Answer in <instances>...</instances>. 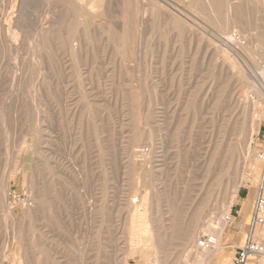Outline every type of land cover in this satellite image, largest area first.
<instances>
[{
	"label": "rangeland",
	"instance_id": "374dc122",
	"mask_svg": "<svg viewBox=\"0 0 264 264\" xmlns=\"http://www.w3.org/2000/svg\"><path fill=\"white\" fill-rule=\"evenodd\" d=\"M109 1L105 0L108 6L105 9L94 6L98 9L96 11L88 4L87 7L83 4L84 7H79L75 0H69L70 3L68 0H59V3L58 0H44L43 3L42 0H0V28H5L4 33L0 31V264H156L157 251L148 241L149 234L144 232V235H139L131 229L134 208L139 205L140 212L145 213L147 209L149 211V204H144L142 197H150L153 190L155 193L158 191L160 203L162 202L161 209L164 211L159 209L161 218L158 216L160 222L162 219V226L170 224L176 217L172 222L175 229L170 231L171 235L167 239L169 242L166 244L169 264H194L195 252L192 253L190 248L184 246L187 236L185 233L193 225L201 226L205 231L209 227L213 230L218 227L215 216L226 200L225 196L231 192L233 181H236L234 173L237 154L234 150L233 155L229 153L231 156L225 158L226 146L228 147L230 140L236 146L237 139L241 137L240 132L242 134L245 129H251L255 125L257 119H253L252 114L254 103L259 100L256 112L260 115V129L251 133L245 178L237 201L230 206V210L235 211L234 224H227L222 236L223 248L210 263L230 264L238 247L247 238L250 222L248 206L254 201V188L258 182L250 169L258 166L255 157L256 143L258 139L264 140V94H256L248 88L245 81L234 74L236 70H231L230 64L228 66L224 61L222 47L245 68H252L251 61L256 56L264 64V59L259 56L264 39V0H215L216 7H213L212 12L204 2L199 4L202 0H159L162 4L160 6L166 7L162 10L164 17L161 9L157 11L158 8L154 9L155 12L150 8L146 13L145 9L141 10L146 0H137L138 5L134 2L131 5L134 10L127 5L126 0ZM66 2L70 7L66 6ZM89 11H94V18L97 16L98 21H91L89 14L87 16ZM124 11L129 13L128 17ZM172 11L176 15L179 13L181 21H184L176 20V23L167 18ZM221 12L222 16L227 17L225 20L221 19L224 18L221 17ZM138 13L140 18L137 17ZM21 16L23 19H20ZM47 16L50 19H45ZM63 16L69 19L66 20ZM80 17L83 20L80 21ZM84 20L85 25L82 24ZM226 20L228 31L227 26L220 23L224 21L226 25ZM97 22L100 23L97 26L99 29L95 26ZM49 24H55V28L49 26L53 28L50 29L47 26ZM187 24H191L190 27L193 26L196 30L193 31L194 28H189ZM39 28L48 33L45 38L42 35L44 31L38 30ZM199 32L207 34L200 36ZM1 33L7 40L6 37L2 38ZM38 33L41 35H37ZM14 35L13 41L11 37ZM67 35L70 37L66 38ZM235 35L240 36L241 45L237 46V43H233L235 40L230 39L231 36L234 39ZM206 36L212 42L206 41ZM46 38L50 39L49 42ZM58 40L59 43L56 42ZM76 40L79 41L78 45ZM39 42L41 44L38 47ZM43 43L47 45L43 47ZM75 48H83V52H76ZM118 48L122 50L119 51ZM197 48H200V54ZM41 78L42 81L45 78V81L42 82ZM134 93L143 95H139L142 102L140 101L138 108L134 103ZM138 111H143V115L145 113V127L143 124L141 127L138 125ZM152 125L153 128L150 127ZM39 127L41 129L38 133ZM43 128L48 129L42 131ZM150 130L154 131L155 138L162 137V141L161 138L159 140L162 146L158 144L159 154L154 166L149 164L148 157ZM142 133L145 135L142 136ZM138 134L141 139L137 137ZM142 145L147 150V156H135L133 151L139 147L141 149ZM154 169L156 172H153ZM151 172L155 176L152 177ZM150 179H154L152 185ZM154 182H157V187ZM4 196L5 205L2 203ZM208 200L212 202L209 201L210 205ZM216 201L218 204L221 201L219 206ZM169 208H172L171 217L163 214L169 213ZM241 220H245L243 229L239 224ZM175 222L178 224H174ZM176 228L179 232L175 231ZM202 249L200 248L201 251Z\"/></svg>",
	"mask_w": 264,
	"mask_h": 264
},
{
	"label": "bare ground",
	"instance_id": "6f19581e",
	"mask_svg": "<svg viewBox=\"0 0 264 264\" xmlns=\"http://www.w3.org/2000/svg\"><path fill=\"white\" fill-rule=\"evenodd\" d=\"M22 1V0H21ZM24 1V0H23ZM26 1V0H25ZM39 1H41V0H39ZM43 1L44 0H42V3H43ZM50 1V0H49ZM54 1H56V0H54ZM67 1V0H66ZM111 1V0H110ZM109 1V2H110ZM127 2V5L129 4V7L131 8V10L133 9L134 10V8H132L131 7V5L133 6V3L135 2L136 4L138 3L137 2V0L136 1H133V0H126ZM140 1V0H139ZM143 1V0H142ZM62 2V1H61ZM68 2H69V0H68ZM73 2V1H72ZM72 2H71V4H72ZM132 2V3H131ZM198 2H199V0H198ZM202 2H204L205 3V5H207V7H209V9H210V11L212 12L213 11V7H216L215 6V0H202L201 2H199V4L200 3H202ZM22 3V2H21ZM41 3V2H40ZM42 3H41V5H42ZM47 3H48V1H47ZM52 3V2H51ZM55 3V2H54ZM53 3V4H54ZM58 3H59V0H58ZM65 3V2H64ZM67 3V2H66ZM70 3V2H69ZM75 3H76V5H78L79 7H80V5H89V6H91L90 8H92V7H94V6H96L97 8L98 7H100V9H103L104 7H106L107 5L105 4V0H75ZM126 3H125V7L127 8V6H126ZM144 3V8L143 7H141L140 5V7H141V10L142 9H145L144 11H145V13L148 11V9L150 8V9H152V11H154L155 12V8H158V10L157 11H159V9H161V15H162V10H163V7L162 6H160V5H162V4H160L161 2H159V0H146V2H143ZM142 3V4H143ZM204 3H203V8H204ZM44 4H45V2H44ZM52 4V5H53ZM73 4H74V2H73ZM72 4V5H73ZM140 4V3H139ZM197 4V3H196ZM198 4V5H199ZM225 4V3H224ZM26 5V4H25ZM40 5V6H41ZM59 5V4H58ZM71 5V6H72ZM82 5V7H84ZM135 5V4H134ZM138 5V4H137ZM197 5V6H198ZM23 6V5H22ZM22 6H21V8H22ZM51 6V5H50ZM66 6H69V4L67 3V5ZM88 6V7H89ZM101 6L103 7V8H101ZM197 6H195V8L197 7ZM201 6V5H200ZM199 6V7H200ZM26 7V6H25ZM45 7V9H46V6H44ZM70 7V6H69ZM74 7V6H73ZM73 7H72V9H73ZM87 7V6H86ZM108 7V6H107ZM110 7V6H109ZM135 7V6H134ZM140 7L139 8H136V10L137 9H140ZM48 8V7H47ZM52 8H53V6H52ZM51 8V9H52ZM65 8V7H64ZM95 8V7H94ZM97 8H95V10L97 9ZM164 8H166V7H164ZM194 8V9H195ZM23 9V8H22ZM51 9H50V11H51ZM61 9H63L62 7H61ZM75 9H76V6H75ZM78 9V8H77ZM105 9V8H104ZM107 9V8H106ZM109 9V8H108ZM205 9V8H204ZM217 9V8H216ZM231 9V8H230ZM21 10V9H20ZM28 10V9H27ZM48 10H49V8H48ZM57 10V9H56ZM66 10V9H65ZM74 10V9H73ZM93 10V9H92ZM94 10V11H95ZM165 10V9H164ZM45 11H47V10H45ZM45 11L43 12V13H45ZM49 11V12H50ZM54 11V10H53ZM68 11V10H67ZM67 11H65V12H67ZM94 11H89V12H91V13H87V16H88V14H89V16L88 17H90L91 18V21H92V19H93V22H94V20L96 21L97 20V18L95 17L94 18V14L95 13H93ZM96 11H98V9L96 10ZM123 11V10H122ZM130 10L128 9V11L127 12H129ZM151 11V10H150ZM151 11V12H152ZM168 11H170V9L168 10ZM174 11V10H173ZM173 11H172V13L170 14V12H169V14L171 15L170 17H167V18H171L172 20H174V22L177 20H180L181 21V17H179L178 16V14L176 15V14H174L173 13ZM229 11V10H228ZM52 12V11H51ZM51 12H50V16H51ZM69 12V11H68ZM67 12V13H68ZM70 12H71V10H70ZM137 12V11H136ZM139 12H140V10H139ZM154 12H152V13H154ZM159 12V13H160ZM163 12H165V13H168L167 11H163ZM175 12V11H174ZM217 12V11H216ZM73 13V12H72ZM78 13V12H77ZM80 13V12H79ZM133 13H134V11H133ZM141 13V15H142V11L140 12ZM158 13V14H159ZM222 13L223 12H221L220 13V15H221V17H224V16H222ZM226 13V12H225ZM224 13V14H225ZM54 14H56V13H54ZM53 14V16H55ZM66 14V13H65ZM65 14H63V15H65ZM69 14V13H68ZM76 14V13H75ZM124 14H126V16H127V14H129V13H125V11H124ZM132 13H130V15H131ZM135 14V13H134ZM164 14V13H163ZM205 14H206V12H205ZM209 14V13H208ZM211 14V13H210ZM227 14V13H226ZM232 15H233V13H231ZM25 15V14H24ZM45 15V14H44ZM48 15V14H47ZM57 15V14H56ZM136 15V14H135ZM135 15H133V16H135ZM139 13H138V16L137 17H139ZM145 15V14H144ZM161 15H159V16H161ZM23 16V15H22ZM22 16H21V18L20 19H23L22 18ZM41 16H43V14L41 15ZM68 16H70V15H68ZM74 16H76V15H74ZM78 16H80V15H78ZM132 16V15H131ZM163 16V15H162ZM165 16V15H164ZM163 16V17H164ZM185 16V15H184ZM209 16V15H208ZM226 16V15H225ZM229 16V15H228ZM240 16V15H239ZM45 17V16H44ZM56 17V16H55ZM64 18H66V16H63ZM86 17V16H85ZM100 17V16H99ZM103 17V16H102ZM128 17V16H127ZM136 17V16H135ZM136 17V18H137ZM141 17V16H140ZM139 17V18H140ZM219 17V16H218ZM230 17H233V16H231L230 15ZM235 17V16H234ZM41 18H43V17H41ZM54 18V17H53ZM53 18H51L52 20H53ZM57 18V17H56ZM56 18H54V20H56L57 21V19ZM73 18V17H72ZM78 18V17H77ZM89 18V19H90ZM138 18V19H139ZM166 18V19H167ZM212 18V17H211ZM227 17H224V18H221V19H223V20H225ZM16 19V18H15ZM45 19H50V18H48V16H47V18H45ZM45 19H43L44 21H45ZM67 19H69V18H66V20ZM88 19V18H87ZM104 19V18H103ZM110 19V18H109ZM129 19V18H128ZM183 19V18H182ZM190 19V18H189ZM192 19V18H191ZM209 19H210V17H209ZM220 19V20H221ZM231 19V18H230ZM17 20H19V19H17ZM79 20V19H78ZM78 20H76V22L78 23ZM81 20H83V19H81V17H80V21ZM105 20V19H104ZM133 20H136L134 17H133ZM140 20V19H139ZM227 20H229V18L227 19ZM227 20H226V25L223 23V22H220L221 24H223L224 26H227V30L226 31H228L229 30V26H228V22H227ZM235 19H233V21H234ZM21 21V20H20ZM40 21L42 22V19H40ZM43 21V22H44ZM79 21V22H80ZM98 21V20H97ZM100 21V20H99ZM102 21V20H101ZM123 21V20H122ZM137 21V20H136ZM167 22L169 21V19L168 20H166ZM177 21H176V23H177ZM184 21V20H183ZM183 21H181V22H183ZM186 21H187V19H186ZM192 21V20H191ZM22 22V21H21ZM46 22H48V20L46 21ZM46 22L44 23V24H46ZM57 22H59V21H57ZM65 22V21H64ZM104 22V21H103ZM107 22V21H106ZM109 22V21H108ZM140 22H141V20H140ZM172 22V21H171ZM193 22H194V19H193ZM210 22V21H209ZM218 22V21H217ZM231 22H232V19H231ZM236 22V21H235ZM239 22V21H238ZM24 23V22H23ZM50 23H52V22H50ZM56 23V22H55ZM63 23V22H62ZM71 23V22H70ZM85 20H84V23H82V24H84L85 25ZM98 23V22H97ZM97 23H95V24H97ZM123 23V22H122ZM145 23V22H144ZM185 23V22H184ZM186 23H188V22H186ZM191 23V22H190ZM22 24V23H21ZM40 24V23H39ZM59 24V23H58ZM91 24H92V22H91ZM99 24L100 23H98L97 25H95L96 27L97 26H99ZM104 24V23H103ZM107 24V23H106ZM138 24V23H137ZM169 24H171V23H169ZM192 24V23H191ZM190 24V25H191ZM230 24H232V23H230ZM41 25V24H40ZM55 25V24H54ZM54 25L52 26V25H47L48 27L49 26H52V27H54ZM88 25V24H87ZM86 25V26H87ZM93 25H94V23H93ZM105 25V24H104ZM180 25H181V23H180ZM185 25V24H184ZM190 25H188L187 24V26H189V28H191L190 27ZM193 25V24H192ZM233 25H235V23L233 24ZM14 26V25H13ZM21 26V25H20ZM42 26V25H41ZM46 26V27H47ZM62 26V25H61ZM89 26V25H88ZM95 26L93 27L94 29H95ZM106 26V25H105ZM108 26H110V25H108ZM125 26V24H123V27ZM145 26V25H144ZM186 26V25H185ZM195 26H196V24H195ZM17 27V26H16ZM46 27H44V30L46 29ZM50 28V29H53V28ZM70 27V26H69ZM75 27V26H74ZM90 27V26H89ZM103 27V26H102ZM126 27V26H125ZM178 27V26H177ZM182 27H183V25H182ZM239 27V26H238ZM4 28V27H3ZM41 28V27H40ZM38 29V30H42L43 29V26H42V29ZM55 28V27H54ZM58 28V26L56 27V29ZM71 28H73V27H71ZM77 28V27H76ZM92 28V27H91ZM98 28V27H97ZM129 28V27H128ZM127 28V29H128ZM148 28V27H147ZM155 28V27H154ZM180 28V27H179ZM187 28V27H186ZM192 28H194L193 26H192ZM191 28V29H192ZM197 28V27H196ZM226 28V27H225ZM235 28V27H234ZM1 30L0 31H2L3 32V30H4V32H5V28L2 30V28H0ZM90 29V28H89ZM99 29V28H98ZM105 29V28H104ZM103 29V30H104ZM109 29V28H108ZM126 29V32L128 31ZM131 29V28H130ZM138 29V28H137ZM178 29V28H177ZM6 30H9V29H6ZM14 30V29H13ZM44 30H42V31H44ZM70 30V29H69ZM74 30H75V28H74ZM77 30H78V28H77ZM76 30V31H77ZM79 30H80V27H79ZM96 30V29H95ZM94 30V31H95ZM102 30V29H101ZM112 30V29H111ZM144 30V29H143ZM190 30V29H189ZM193 31L194 30H196L195 28L194 29H192ZM41 31V32H42ZM46 32H47V30H45ZM45 31L42 33V35L44 34V38H45V34H48V33H45ZM49 31V30H48ZM58 31V30H57ZM86 31V30H85ZM124 31V30H123ZM133 31V29L132 30H130L129 32H132ZM137 31V30H136ZM174 31H175V29H174ZM245 31V30H244ZM3 32V33H4ZM14 32V31H13ZM40 32V31H39ZM50 32H51V30H50ZM49 32V33H50ZM71 32H72V30H71ZM74 32V31H73ZM83 32V31H82ZM87 32H89V31H87ZM92 32V31H91ZM108 32H109V30H108ZM125 32V33H126ZM128 32V33H129ZM139 32V31H138ZM137 32V33H138ZM140 32H141V30H140ZM169 32V31H168ZM195 32H197V31H195ZM3 33H1V35H2V38H3ZM6 33H7V31H6ZM9 33V32H8ZM7 33V34H8ZM12 33V32H11ZM52 33V32H51ZM54 34L56 33L55 31L53 32ZM58 33H59V31H58ZM79 33V32H78ZM112 33V32H111ZM125 33L124 34H122L123 35V37L125 36ZM136 33V34H137ZM200 33V32H199ZM203 32H201L200 33V36L201 35H206L207 34V32H206V34H202ZM246 33V32H245ZM13 34V33H12ZM17 34V33H16ZM60 34V33H59ZM73 34V33H72ZM95 34V33H94ZM103 34V33H102ZM130 34H132V33H130ZM135 34V35H136ZM167 34V33H166ZM180 34V33H179ZM192 34H193V32H192ZM221 34V33H220ZM224 34V33H223ZM226 34H227V32H226ZM37 35H41V34H37ZM49 35H51L52 36V34H49ZM83 35V34H82ZM121 35V36H122ZM138 35V34H137ZM197 35V34H196ZM195 35V36H196ZM209 35V34H208ZM8 36V35H7ZM60 36V35H59ZM63 36V35H62ZM68 36L70 37V35H67V37L66 38H68ZM77 35L75 34V37H76ZM85 36V35H84ZM128 36V35H127ZM131 36H134V35H131ZM140 36V35H139ZM171 36V35H170ZM225 36V35H224ZM262 36H263V34H262ZM6 36H4V38H5ZM58 37V36H57ZM57 37H55V38H57ZM65 37V36H64ZM74 37V36H73ZM74 37V38H75ZM82 37V36H81ZM102 37V36H101ZM228 37V36H227ZM3 38V39H4ZM12 39L14 38L15 39V35L13 36V37H11ZM38 38H39V36H38ZM42 38V39H41ZM40 39L41 40H43V37H41ZM52 38V37H51ZM77 38V37H76ZM129 38H131V37H129ZM166 38V37H165ZM179 38V37H178ZM225 38V37H224ZM14 39H13V41H14ZM47 39V38H46ZM59 39H60V37H59ZM78 39V38H77ZM89 39V38H88ZM152 39V38H151ZM183 39V38H182ZM192 39V38H191ZM208 39H210L209 38V36H208ZM231 40H235L233 43L234 44H236L237 43V46L238 45H241L242 43H241V39L240 38H234L233 39V37L231 36V38H230ZM5 40H7V37H6V39ZM39 40V39H38ZM40 40V41H41ZM48 40V39H47ZM46 40V41H47ZM50 40V39H49ZM49 40H48V42H49ZM52 40V39H51ZM61 40V39H60ZM60 40H58V41H56V42H60ZM74 40V39H73ZM79 40V39H78ZM78 40H76V42L78 41ZM82 40V39H81ZM121 40V39H120ZM127 40H128V38H127ZM135 40V39H134ZM181 40V39H180ZM202 40V39H201ZM204 40H205V38H204ZM203 40V41H204ZM3 41V40H2ZM37 41V40H36ZM45 41V42H46ZM63 41H64V39H63ZM63 41H61V44H62V42ZM67 41V40H66ZM160 41V40H159ZM206 41H210V40H207V36H206ZM42 42V41H41ZM44 42V41H43ZM44 42V43H45ZM67 42H69V40L67 41ZM94 42V41H93ZM112 42V41H111ZM123 42V41H122ZM131 42V41H130ZM200 42V41H199ZM208 42H206V43H208ZM210 42H212V41H210ZM261 42V41H260ZM10 43H11V40H10ZM42 44V46L44 47V46H46L45 44ZM58 43H57V46H58ZM71 43H73V41L71 42ZM86 43V42H85ZM126 43V42H125ZM129 43V41H127V44ZM233 43H231V44H233ZM245 43V42H244ZM7 44V43H6ZM39 44H41L40 42L38 43V47H39ZM60 44V45H61ZM63 44H65V43H63ZM79 44V41H78V43H77V45ZM81 44V43H80ZM123 44H124V42H123ZM127 44H125V46L127 45ZM194 44V43H193ZM211 44H213V43H211ZM261 44V43H260ZM5 45V44H4ZM8 45V44H7ZM10 45V44H9ZM53 45V44H52ZM67 45H68V43H67ZM200 45V44H199ZM198 45V47H200ZM214 45V44H213ZM11 46H12V44H11ZM10 46V47H11ZM41 46V45H40ZM41 46V47H42ZM49 46H50V44H49ZM76 46V45H75ZM85 46V45H84ZM128 46V45H127ZM133 46H135L134 44H133ZM133 46H132V49L134 50V48H133ZM174 46H175V44H174ZM201 48H202V50L201 51H203L204 50V47H203V45L201 44ZM208 46V45H207ZM206 45H205V47H207ZM236 46V45H235ZM262 46V45H261ZM9 47V48H10ZM14 47V46H13ZM54 47V46H53ZM64 47H66V46H64ZM68 47V46H67ZM78 47V46H77ZM121 47H123L124 48V46H121ZM209 47V46H208ZM211 47H212V45H211ZM47 48H48V46H47ZM60 48V47H59ZM61 48H62V45H61ZM72 48V47H71ZM70 48V49H71ZM87 48V47H86ZM223 49H224V47H222ZM238 48V47H237ZM46 49V48H45ZM49 49V48H48ZM55 49V48H54ZM64 49V48H63ZM73 49V48H72ZM83 49V48H82ZM81 49V50H82ZM95 49V48H94ZM119 49V48H118ZM167 49V48H166ZM200 49V48H199ZM198 48H197V51L199 50ZM207 49H209V48H207ZM222 49V56H224L225 57V59H224V57H223V59H224V61H226V63L228 64V66H229V64H230V67L229 68H232L231 70H236L235 71V73L234 74H236V76H239V78H241L243 81H245V83H246V85L248 86V88L249 89H251V90H253L256 94H258V95H263L264 94V74H263V72H262V62H260V61H258L256 58H257V56L255 57V58H253V60L251 61V64H252V68H245V67H243V66H241V64L240 63H238L235 59L236 58H234V57H232V55H230L228 52H226V50H223ZM230 49V48H229ZM47 50V49H46ZM51 50H52V48H51ZM61 50V49H60ZM79 49L78 48H75L74 49V51H78ZM81 50H79V51H81ZM93 50V49H92ZM122 50V49H121ZM120 49H119V51H121ZM124 50V49H123ZM129 50L131 51V48H129ZM132 50V53H134L135 54V51H133ZM38 51H39V49H38ZM43 51V50H42ZM67 51V50H66ZM69 51H71V50H69ZM73 51V50H72ZM94 51V50H93ZM125 51V50H124ZM124 51H123V53H124ZM196 51V50H195ZM196 51V52H197ZM208 51H210V49L208 50ZM219 51H220V49H219ZM55 52V51H54ZM65 52V51H64ZM81 52H83V51H81ZM86 52V51H85ZM200 52V50L198 51V53ZM47 53V52H46ZM48 53H49V51H48ZM48 53L46 54V55H48ZM129 53V52H128ZM131 53V52H130ZM165 53V52H164ZM197 53V54H198ZM206 53V52H205ZM217 53H218V51H217ZM250 53V52H249ZM44 54V53H43ZM51 54V53H50ZM71 54H72V52H71ZM74 54V53H73ZM197 54H196V56H197ZM200 54V53H199ZM207 55H208V53H206ZM205 54V55H206ZM53 55V54H52ZM75 55V54H74ZM83 55V54H82ZM111 55V54H110ZM122 55V54H121ZM124 55V54H123ZM126 56H127V54H125ZM124 55V56H125ZM205 55H204V58H205ZM41 57H42V55H40ZM55 56H57V55H55ZM69 56H71L70 54H69ZM73 56V55H72ZM133 56V55H132ZM188 56H189V54H188ZM219 56L220 57H222L220 54H219ZM259 56L261 57V58H263L264 59V39H263V47H262V49L259 51ZM47 57V56H46ZM53 57V56H52ZM59 57V56H58ZM77 57H79V56H77ZM77 57H75V59L77 58ZM105 57V56H104ZM119 57V56H118ZM195 57V56H194ZM212 57V56H211ZM42 58H44V57H42ZM41 58V59H42ZM72 58V57H71ZM80 58V57H79ZM79 58H78V60H79ZM146 58H147V56H146ZM149 58V57H148ZM153 58V57H152ZM203 58V61H206L205 59ZM208 58V57H207ZM213 58V57H212ZM39 59V58H38ZM74 58L72 59V60H75ZM125 59V58H124ZM123 59V60H124ZM126 59H128V58H126ZM131 59H132V57H131ZM40 60V59H39ZM38 60V61H39ZM49 60H50V58H49ZM51 60H53V59H51ZM96 60H97V58H96ZM133 60V59H132ZM208 60V59H207ZM211 60V59H210ZM69 61V60H68ZM82 61V60H81ZM80 61V62H81ZM128 61H129V59H128ZM220 61V60H219ZM40 62V61H39ZM76 62V61H75ZM79 62V63H80ZM123 62V61H122ZM197 62V61H196ZM210 62V61H209ZM41 63V62H40ZM50 63V62H49ZM52 63V62H51ZM107 63V62H106ZM115 63V62H114ZM120 63H121V61H120ZM204 63V62H203ZM208 63V62H207ZM244 63V62H243ZM41 64H43V63H41ZM69 64V63H68ZM210 64H211V62H210ZM40 65V64H39ZM38 65V66H39ZM67 65V64H66ZM115 65V64H114ZM120 65V64H119ZM126 65H127V63H126ZM126 65H125V67H126ZM130 65V64H129ZM192 65H193V63H192ZM245 65V64H244ZM40 66H42V65H40ZM45 66V65H44ZM187 66V65H186ZM209 66V65H208ZM211 66V65H210ZM251 66V65H250ZM121 67V66H120ZM124 67V68H125ZM139 67V66H138ZM213 67V66H212ZM41 68V67H40ZM128 68V67H127ZM141 68V67H140ZM52 69V68H51ZM41 70V69H40ZM79 71H80V69H78ZM233 70V71H234ZM211 71V70H210ZM80 73V72H79ZM128 74H129V72H127ZM190 73V72H189ZM208 73V72H207ZM43 75H45L44 73H42ZM40 75V74H39ZM62 75V74H61ZM150 75V74H149ZM148 75V76H149ZM207 75V74H206ZM40 76H42V75H40ZM130 76V75H129ZM202 76V75H201ZM210 76V75H209ZM45 77H46V75H45ZM71 77V76H70ZM87 77V76H86ZM138 77V76H137ZM40 78V77H39ZM47 78V77H46ZM58 78V77H57ZM20 80V79H19ZM46 80H48V79H46ZM52 80V79H51ZM58 80H59V78H58ZM201 80V79H200ZM241 80V81H242ZM41 81H42V78H41ZM43 81H45V78H44V80ZM42 81V82H43ZM79 81V80H78ZM133 81V80H132ZM242 81V82H243ZM39 82V81H38ZM47 82V81H46ZM53 82L54 81H52V87H53ZM62 82V81H61ZM65 82V81H64ZM113 82V81H112ZM58 83V82H57ZM56 83V84H57ZM60 83V82H59ZM58 83V84H59ZM71 83V82H70ZM134 83V82H133ZM244 83V84H245ZM49 84V85H50ZM243 84V83H242ZM44 85V84H43ZM74 85V84H73ZM45 86H46V83H45ZM64 86H65V84H64ZM40 87V86H39ZM39 87H38V90H39ZM44 87V86H43ZM50 87V86H49ZM57 87H58V85H57ZM60 87V86H59ZM58 87V88H59ZM45 88V87H44ZM48 88V87H47ZM56 88V87H55ZM212 88V87H211ZM50 89V88H49ZM111 89V88H110ZM136 90V89H135ZM151 90V89H150ZM154 90H155V88H154ZM43 91V90H42ZM41 91V92H42ZM86 91V90H85ZM94 91V90H93ZM133 91H134V89H133ZM146 91V90H145ZM137 92L139 93V90H137ZM141 92V91H140ZM250 92V91H249ZM83 93V92H82ZM135 94V106H137V108H138V106L140 105V101L142 100V99H140V96L142 95H138V94H136V93H134ZM80 95V94H79ZM156 95V94H155ZM251 95V94H250ZM39 96V95H38ZM143 96V95H142ZM157 97V96H156ZM252 97V96H251ZM142 98V97H141ZM37 99H39V98H37ZM134 99V98H133ZM189 99V98H188ZM253 99V98H252ZM41 100V99H40ZM39 100V101H40ZM85 100V99H84ZM38 101V102H39ZM43 101V100H42ZM134 101V100H133ZM156 101V100H155ZM256 101V100H255ZM259 101V100H258ZM257 101V102H258ZM36 102H37V100H36ZM87 102V101H86ZM142 102V101H141ZM253 102H254V99H253ZM257 102L256 103H254L255 104V108H254V112H253V119L254 118H256L257 119V121H256V123H255V125H252V127H251V129H245L244 131H243V133L241 134V132H240V135H241V137L239 138V139H237V142H236V146L234 145L235 144V142L233 141V140H230L231 142L229 143V141H227L228 143H229V145H228V147L226 146V149H227V152H226V154H225V158H226V156H228V155H230L231 153H232V151L234 152V150L236 151V154H237V156H236V168H235V170H236V173H234L235 174V176H236V181H233L234 182V185H233V188H232V190H231V192L229 193V195H227V197L225 196V194L223 195V196H225V199L226 200H224V202L221 204V208H219V207H217V209L219 208L220 209V211L217 213V216H215V214H213L214 216H215V218L217 219L216 221H217V225H218V227L217 226H215V230H213V228L211 229V227H209L208 228V230L207 231H205V230H203V229H201L199 226H196V225H193V227H192V229H190V230H188L189 229V227H188V229H186V230H188V232H186L185 233V235H187V236H185V243H184V246L186 247V248H190L191 250V252L192 253H194L195 252V256H196V259H195V263L194 264H210L211 263V261L214 259V257L215 256H217V254H219V252L221 251V249L223 248V243H222V236H223V233H224V231H225V228H226V226H227V224H228V220H227V218H228V215L230 214V206L232 205V204H234L236 201H237V199H238V193H239V189H240V187H241V184H242V181L244 180V178H245V170H246V167H247V160L249 159V157H248V155H249V153H250V149H251V143H250V145H249V140H251V133H253V132H255L257 129H260L259 127H260V115H259V112H256V105H257ZM96 103V102H95ZM144 103V102H143ZM39 104V103H38ZM152 104V103H151ZM41 105V104H40ZM134 106V105H133ZM143 107V106H142ZM39 108V107H38ZM40 108H42V107H40ZM46 108V107H45ZM44 108V110L46 111V109ZM154 108V107H153ZM36 109H37V106H36ZM43 109V108H42ZM41 109V110H42ZM50 109V108H49ZM38 111H39V109H37ZM135 110H137L136 108H135ZM140 110V109H139ZM43 111V110H42ZM44 111V112H45ZM147 111H149V109L147 110ZM40 112V111H39ZM38 112V113H39ZM51 112V111H50ZM137 112V111H136ZM140 111H138V113H139ZM141 112H143V111H141ZM139 113L138 115H139V121H138V125H139V127H141V125L146 121L145 119H143L144 118V116H145V113H144V115H143V113ZM47 113H49V111H47ZM55 113V112H54ZM68 113V112H67ZM92 114V113H91ZM38 115V114H37ZM44 115V114H43ZM75 115V114H74ZM160 115V114H159ZM41 116H42V113H41ZM40 116V117H41ZM138 117V116H137ZM136 117V118H137ZM148 117V116H147ZM156 117V116H155ZM45 118H46V116H45ZM49 118V117H48ZM135 118V119H136ZM158 118V117H157ZM37 119H38V116H37ZM150 119V118H149ZM156 120H158V119H156ZM136 121V120H135ZM144 121V122H143ZM148 121V120H147ZM39 122V121H38ZM150 122V121H149ZM254 122V121H253ZM42 123H43V121H42ZM41 123V124H42ZM46 123V122H45ZM100 123V122H99ZM135 123V122H134ZM102 124V123H101ZM136 124V123H135ZM135 124H134V126H135ZM148 124V123H147ZM43 125V124H42ZM45 125V124H44ZM43 127V126H42ZM52 127V126H51ZM136 127V126H135ZM139 127H138V129H139ZM143 127H145L144 126V124H143ZM142 127V128H143ZM150 127H152L153 128V125L152 126H150ZM48 128H49V126H48ZM48 128H46V130L48 129ZM156 128V127H155ZM154 128V129H155ZM160 128V127H159ZM39 129H41L40 127L38 128V130ZM50 129V128H49ZM153 129V130H154ZM156 129H158V128H156ZM46 131L44 128L42 129V131ZM101 130V129H100ZM136 130H137V127H136ZM140 130H141V128H140ZM140 130H138V131H140ZM153 130H150L148 133H149V140H150V145H149V164H151V166H154L153 165V163L155 162V161H157L156 159H158V158H156V157H158L157 156V154H159L158 152V144H160L159 143V140H160V138H161V141H162V137L160 136V138L159 137H157V138H155V134H154V131ZM157 131V130H156ZM159 131V130H158ZM192 131V130H191ZM40 132V130L38 131V133ZM49 132V131H48ZM128 132H130V131H128ZM43 134H44V132H42ZM50 133H52L51 131H50ZM133 133V132H132ZM157 133V132H156ZM101 134H102V132H101ZM143 134L144 133H142V136H143ZM168 134V133H167ZM212 134V133H211ZM45 135V134H44ZM47 135V134H46ZM139 136H137V137H141V135L140 134H138ZM145 135V134H144ZM161 135V134H160ZM213 135V134H212ZM133 136V135H132ZM253 136V135H252ZM40 137V136H39ZM49 137V136H48ZM51 137H53V136H50V138ZM145 137V136H144ZM211 137V136H210ZM227 137V136H226ZM235 137V136H234ZM254 137V136H253ZM42 138H44L43 136H42ZM41 138V139H42ZM139 138H136V140L137 139H139ZM143 138V137H142ZM165 138V137H164ZM235 138H238V137H235ZM46 139H48V138H46ZM104 139V138H103ZM141 139V138H140ZM222 139H223V137H222ZM227 139V138H226ZM233 139V138H232ZM45 140V139H44ZM78 140V139H77ZM48 141H50V140H48ZM225 141V140H224ZM234 142V146L232 145V143ZM43 142V141H42ZM133 142H135V141H133ZM142 142V141H141ZM211 142V141H210ZM221 142H223V140L221 141ZM220 142V144H219V146L221 147L222 146V143ZM226 142V143H227ZM44 143V142H43ZM213 143V142H212ZM225 142H223V144H224ZM46 144H48V142L46 143ZM54 144V143H53ZM142 144V143H141ZM140 144V145H141ZM164 144V143H163ZM217 144V143H216ZM49 145H50V143H49ZM138 145V144H137ZM143 145H144V142H143ZM143 145L141 146V149H140V147H139V149H137L136 147V149H135V151H133V153H134V155L135 156H144V157H146L147 156V150H145V149H143L142 147H143ZM146 145H148V144H146ZM161 146H162V144H160ZM166 145V144H165ZM226 145V144H225ZM43 146V145H42ZM54 146V145H53ZM77 146V145H76ZM134 146H136L135 144H134ZM218 146V145H217ZM218 146V147H219ZM48 147V146H47ZM74 147V146H73ZM130 147V146H129ZM164 147V146H163ZM217 147V148H218ZM219 147V148H220ZM223 147H224V145H223ZM232 147H233V150H232ZM41 148H43V147H41ZM134 148V147H133ZM218 148V149H219ZM40 149V148H39ZM47 149V148H46ZM51 149V148H50ZM100 149V148H99ZM209 150H210V148H208ZM45 150V149H44ZM48 150V149H47ZM222 150H223V148H222ZM41 151H42V149H41ZM219 151H220V149H219ZM225 151V150H224ZM43 152V151H42ZM42 152H41V154H42ZM49 152V151H48ZM47 152V153H48ZM99 152H101L100 150H99ZM161 152V151H160ZM20 153V152H19ZM44 153H45V151H44ZM46 153V154H47ZM103 153V152H102ZM164 153V152H163ZM230 153V154H229ZM236 154H234V156L236 155ZM51 155V154H50ZM53 155V154H52ZM130 155H131V153H130ZM231 155H233V153L231 154ZM230 155V156H231ZM162 156V155H161ZM160 156V157H161ZM46 157H48V154L46 155ZM49 157H52V156H49ZM165 157V156H164ZM233 157V156H232ZM59 158V157H58ZM229 159L231 158V157H228ZM51 159V158H50ZM56 159V158H55ZM55 159H51V160H55ZM134 159V158H133ZM228 159V160H229ZM63 160V159H62ZM230 160H233L232 158L230 159ZM57 161V160H56ZM66 161V160H65ZM214 161V160H213ZM59 162V161H58ZM143 162H145V160H143ZM160 162V161H159ZM230 162L231 161H229V164H230ZM256 162L258 163V166H256V167H251V171L252 172H254V174L256 175V180L258 179V181H259V178H260V175H261V173H262V170H263V164L261 163V162H259V161H257L256 160ZM208 163H210V161H208ZM232 163L234 164V162L232 161ZM231 163V164H232ZM54 165H55V163H53ZM62 164V163H61ZM65 164V163H64ZM159 164V163H158ZM232 164V165H233ZM45 165H47V164H45ZM56 165H57V163H56ZM58 165H59V163H58ZM67 165V164H66ZM69 165V164H68ZM141 165H143V164H141ZM234 165V166H235ZM163 165H161V167H162ZM230 166L231 165H229V169H230ZM41 167V166H40ZM39 167V168H40ZM48 167V166H47ZM135 167V166H134ZM159 167V166H158ZM225 167V166H224ZM43 168V167H42ZM76 168V167H75ZM152 169H153V167H151ZM205 168V167H204ZM227 168V167H226ZM41 169V168H40ZM44 169V168H43ZM53 169V171L55 170L54 168H52ZM62 169V168H61ZM72 169V168H71ZM144 169H145V167H144ZM231 169H233V168H231ZM46 170V169H45ZM207 170V169H206ZM205 170V171H206ZM216 170V169H215ZM234 169H233V171H235ZM58 171V170H57ZM155 171V169L153 170V172ZM210 171V170H209ZM46 172H47V170H46ZM52 172V171H51ZM55 172V171H54ZM156 172V171H155ZM40 173H43V172H40ZM61 173V172H60ZM207 173H208V171H207ZM231 173V172H230ZM44 174H46V173H44ZM43 174V175H44ZM152 174H154V173H152L151 172V176L153 177V176H155V174L154 175H152ZM232 174V173H231ZM57 175H58V173H57ZM158 175V174H157ZM209 175V174H208ZM147 176H148V174H147ZM74 177V176H73ZM209 177V176H208ZM230 177V176H229ZM232 177V176H231ZM158 178V177H157ZM160 178V177H159ZM216 178V177H215ZM234 178V177H233ZM220 179V178H219ZM151 180V179H150ZM158 179H156L155 178V181H157ZM203 180V179H202ZM213 180H215L214 178H213ZM224 180V179H223ZM229 180H230V178H229ZM137 181V180H136ZM153 181H154V179H153ZM153 181L151 180V184L150 185H152L153 184ZM211 181V180H210ZM209 181V182H210ZM138 182V181H137ZM137 182H136V184H137ZM158 182V181H157ZM157 182H154V184L156 185V183ZM206 182V181H205ZM208 182V181H207ZM213 182V181H212ZM232 182V180L229 182V183H231ZM217 183V182H216ZM214 184V183H213ZM257 184H258V182H257ZM257 184H256V187H257ZM203 185V184H202ZM215 186V185H214ZM156 187H157V185H156ZM155 187V188H156ZM206 187V186H205ZM210 187H212V186H210ZM256 187L254 188L255 189V191H254V193H255V195H256ZM159 188V187H158ZM220 188V187H219ZM218 188V189H219ZM151 189V188H150ZM154 189V188H153ZM207 189H208V187H207ZM213 189H214V187H213ZM7 190V189H6ZM44 190V189H43ZM136 190H138V189H136ZM156 190H157V188H156ZM159 190H160V188H159ZM224 190H226V189H224ZM45 191V190H44ZM151 191V190H150ZM209 191V190H208ZM153 194H151V196L150 197H148V196H144V197H142L143 198V203L144 204H146V205H148L149 206V211H148V209H147V212H149V215H147V212H145V213H142V212H140L139 211V209H138V206H134L135 208H134V212H133V214H132V231H134L135 233H138L139 235H141V234H143L144 232H146L147 233V235L149 234V236H148V241H149V243H150V245L157 251L156 253H157V256H156V264H169L170 263V261H169V259H168V256H167V254H166V244H167V242H169V240L167 241V239H168V237H169V235H171L170 234V231L172 230V232H173V229H175L173 226V223L172 222H174V218H176V217H174L173 219H172V221H170V224L168 223V224H165V226L163 225L162 226V224L163 223H161L162 222V219H161V222H160V219H158V216L160 215L161 216V213H159V209L160 210H163V208L161 209V203H160V197H158V191H157V193H155V191L153 190ZM216 192V191H215ZM225 192V191H224ZM227 192V191H226ZM225 192V193H226ZM40 193V192H39ZM151 193H152V191H151ZM162 193V192H161ZM202 193V192H201ZM38 194V193H37ZM42 193H40V195H41ZM43 194H44V192H43ZM147 194V193H146ZM206 194V193H205ZM204 193H203V195H205ZM45 195V194H44ZM43 195V196H44ZM202 195V194H201ZM202 195V196H203ZM38 196V195H37ZM46 196V195H45ZM40 197V196H39ZM38 197V198H39ZM47 197V196H46ZM44 198V197H43ZM210 198V197H209ZM147 199H149V200H147ZM48 200V199H47ZM40 201H41V198H40ZM46 201V200H45ZM209 201L210 200H208V204L210 205V203H209ZM222 201V200H221ZM220 201V202H221ZM169 202V201H168ZM177 202V201H176ZM211 202V201H210ZM215 202V201H214ZM220 202H219V204H220ZM2 203H3V205H5V203H6V197L4 196L3 197V199H2ZM42 203H43V201H42ZM47 203V202H46ZM212 203V202H211ZM216 203H217V201H216ZM204 206L207 204V202H206V204H204V203H202ZM218 204V203H217ZM219 204H218V206H219ZM252 204H253V202L252 203H250L249 204V216H251V209H252ZM42 205V204H41ZM141 205H142V203H141ZM163 205V204H162ZM173 205V204H172ZM171 205V206H172ZM213 205V204H212ZM30 206V205H29ZM48 206V205H47ZM202 206V205H201ZM216 206V205H215ZM144 207V206H143ZM147 207V206H146ZM168 207H169V205H168ZM167 207V208H168ZM175 207H177V206H175ZM47 208V207H46ZM216 208V207H215ZM44 209V208H43ZM166 209V208H165ZM172 208H169V209H167V211L169 210V213H163L164 215L166 214L168 217H171L170 215H171V213H172V210H171ZM174 209V208H173ZM218 209V210H219ZM50 210H51V208H50ZM49 210V211H50ZM211 211L213 210V209H210ZM145 211H146V208H145ZM164 211V210H163ZM37 212V211H36ZM39 212V211H38ZM171 212V213H170ZM40 213V212H39ZM38 213V214H39ZM46 213V212H45ZM197 213V212H196ZM214 213V212H213ZM177 214V213H176ZM248 214V213H247ZM46 215H47V213H46ZM164 215H162V216H164ZM175 215V214H174ZM159 216V217H160ZM167 216H165V217H167ZM161 218V217H160ZM164 218V217H163ZM201 218H202V216H201ZM249 218V217H248ZM46 219V218H45ZM168 219H171V218H168ZM167 219V220H168ZM194 219V218H193ZM201 220V219H200ZM212 220V219H211ZM131 221V220H130ZM175 221H176V219H175ZM40 222V221H39ZM43 222V221H42ZM165 222V221H164ZM209 222V221H208ZM213 222V221H212ZM131 223V222H130ZM188 223V222H187ZM194 223V222H193ZM174 224H178L177 222H175ZM180 224V223H179ZM240 224V227L243 229L244 227H245V220L243 221V220H241V222L239 223ZM176 226H179V225H175V227ZM180 227V226H179ZM186 227V226H185ZM173 228V229H172ZM182 228V227H181ZM187 228V227H186ZM40 229V228H39ZM38 229V230H39ZM177 229V228H176ZM179 230H180V228H179ZM175 231H178V229L177 230H175ZM171 232V233H172ZM179 232V231H178ZM44 235V234H43ZM144 235V234H143ZM146 235V234H145ZM175 235V234H174ZM261 235H262V238H264V230H262L261 231ZM204 236H208V237H212L213 238V240H214V245H208V246H206L205 244H203L202 243V237H204ZM41 238V237H40ZM39 238V239H40ZM45 238V237H44ZM136 238V237H135ZM145 238V237H144ZM182 238V237H181ZM141 239V242H142V238H140ZM139 239V240H140ZM131 240V239H130ZM173 240V239H172ZM179 240V239H178ZM137 241H138V237H137ZM175 241V240H174ZM182 241V240H181ZM27 242V241H26ZM172 242V241H171ZM29 243V242H28ZM139 243V242H138ZM171 244V243H170ZM170 244H169V247H170ZM173 244V243H172ZM183 245V244H182ZM42 246V245H41ZM172 246V245H171ZM214 247V248H212V247ZM41 248V247H40ZM45 248V247H44ZM200 248H203L202 249V251L200 250ZM171 250V249H170ZM161 253V254H160ZM23 254V253H22ZM171 254V253H170ZM123 255V254H122ZM23 256V255H22ZM26 257H27V255H26ZM25 258V257H24ZM120 259V258H119ZM121 260V259H120ZM41 262V261H40ZM43 262V261H42ZM21 263V262H20ZM42 264V263H41ZM179 264V263H178Z\"/></svg>",
	"mask_w": 264,
	"mask_h": 264
},
{
	"label": "built area",
	"instance_id": "2783aa9c",
	"mask_svg": "<svg viewBox=\"0 0 264 264\" xmlns=\"http://www.w3.org/2000/svg\"><path fill=\"white\" fill-rule=\"evenodd\" d=\"M234 38H240V36L235 35ZM262 65V72L264 74V64ZM256 145V160L264 166V140L260 141L258 139ZM233 212L235 211H230L227 218L230 225L234 224ZM262 230H264V167L256 187L246 241L242 246L238 247L230 264H264V238L261 235ZM202 243L206 246L214 245V240L212 237L204 236Z\"/></svg>",
	"mask_w": 264,
	"mask_h": 264
}]
</instances>
